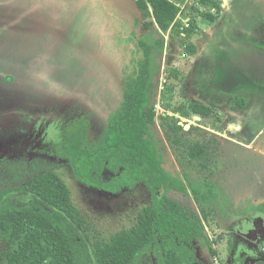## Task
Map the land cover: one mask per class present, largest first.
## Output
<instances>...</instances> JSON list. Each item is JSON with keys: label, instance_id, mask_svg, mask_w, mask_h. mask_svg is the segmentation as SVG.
I'll list each match as a JSON object with an SVG mask.
<instances>
[{"label": "rangeland", "instance_id": "374dc122", "mask_svg": "<svg viewBox=\"0 0 264 264\" xmlns=\"http://www.w3.org/2000/svg\"><path fill=\"white\" fill-rule=\"evenodd\" d=\"M225 11L215 21L212 43L221 33L238 35L222 31ZM178 22L179 32L164 34L168 45L158 56L154 129L163 142L167 170H185L194 180L207 177L222 187L232 205L227 217L208 205L205 230L216 250L215 264H240L238 256L264 248V212L248 209L264 202V124L253 121L252 109H242L246 96L238 93L237 104L234 97L221 98L215 91V71L208 65L213 32L197 21L198 30L186 36ZM155 30L159 32L150 10L144 14L136 0H0V194L7 191L0 206L28 205L31 199L18 186L37 172L53 169L69 187L91 242L107 241L135 224L137 213L151 201L145 186L137 183L116 193L85 186L75 179L69 162L52 153V141L72 111L90 115L92 137L103 129L120 94L121 57L109 53L125 40L123 34L144 37ZM252 30L256 32L248 38L264 44V19ZM188 42L195 45V54L185 53ZM203 48L208 59L199 66ZM194 99L211 106V114L200 120L197 114L181 116L177 108ZM160 114L174 116L183 126L177 131L179 145L172 144L174 135H164ZM196 145H203L205 152L191 158L187 151ZM110 175L105 171V178ZM168 195L199 213L190 194ZM6 248L7 235L0 230V264H6ZM203 251H197L201 260L207 258ZM141 264L157 260L147 256Z\"/></svg>", "mask_w": 264, "mask_h": 264}, {"label": "trees", "instance_id": "16d2710c", "mask_svg": "<svg viewBox=\"0 0 264 264\" xmlns=\"http://www.w3.org/2000/svg\"><path fill=\"white\" fill-rule=\"evenodd\" d=\"M220 2L200 0L199 6H192L196 15L191 16L188 27L182 28L185 32L180 33L186 36L195 33L197 21L214 23L221 10ZM136 3L144 14L150 10L159 32L155 30L134 40L138 59L124 68L119 104L93 137L87 112L64 121L54 135L52 153L66 159L75 179L85 186L116 193L141 183L149 191L151 201L137 213L132 227L115 232L107 241L91 242L84 218L73 204L64 180L53 169L37 172L18 186L31 199L28 205L0 206V230L7 235L6 264H141L147 256L155 257L157 264H196L201 263L198 249L216 255L204 225L207 206L227 217L232 204L215 181L207 177L194 180L185 170L182 174L167 170L163 142L154 129L152 99L159 70L157 59L167 42L164 34L179 32L178 21L183 26L177 18L179 6L171 0H136ZM202 5L208 11L197 8ZM184 48L189 54L197 52L192 42ZM226 62L222 64L226 66ZM258 84L250 86L261 85ZM237 95L234 94V99L238 104ZM177 109L181 116H209L212 112L211 106L199 101ZM159 117L164 135H174L171 142L179 145L177 131L183 126L174 116ZM204 152L203 145L187 151L191 158ZM105 171L111 174L109 178L104 177ZM170 191L190 194L199 213L169 197ZM6 194L7 191L0 194V202ZM248 209L264 212V202Z\"/></svg>", "mask_w": 264, "mask_h": 264}, {"label": "flooded vegetation", "instance_id": "af4514ba", "mask_svg": "<svg viewBox=\"0 0 264 264\" xmlns=\"http://www.w3.org/2000/svg\"><path fill=\"white\" fill-rule=\"evenodd\" d=\"M242 1H244L242 4H240L241 2L235 4L233 3V5L230 6L228 11L229 13L233 14V16L231 19H226L228 25L222 28V31L226 30L231 33H236L238 35L223 37L225 33H221V38L219 37L220 40L215 42L213 41L212 43V39L215 38V36L217 35L216 29L210 40V45L214 47H212V50H208L213 54L212 61H209L208 65H211L209 69L211 68L212 71L213 69L215 71L213 86H216L215 91L218 92V96L221 98L227 95L234 97V94L237 95L238 93L243 94L244 97L246 96L245 106H243L242 109H244L245 107L246 110H248L249 108L252 109V112L254 113V115H256L254 116L253 121L257 122L260 126H262L264 124V44L250 40L248 36L256 32V30L253 31L252 29L256 28L258 24H260L261 19H264V0ZM234 2H236V0H234ZM122 38L125 40H122L121 43L117 46V48L113 49L109 53V57H111V55H117L118 57H121L119 59L121 74L119 80V100L121 98L122 93V80L125 75L124 68L126 66L131 67L135 64L136 60L138 59V51L134 45V40L140 37L134 34L133 32H130L127 35L123 34ZM168 49L171 50V48ZM220 49L224 50L223 54L221 53ZM214 50L216 53L214 52ZM204 52H206V48H203L202 52L200 53L201 57L198 60V64L200 63L199 66H201L202 63L203 65L207 63L206 60L208 58L205 57L206 55H202V53L204 54ZM120 54H122L123 58ZM224 60L227 61L226 66L222 64V61ZM157 61L159 62L158 59ZM215 66L217 67L216 69ZM206 80H209V76L208 78H206ZM251 83H259L261 85L258 84L259 86L254 87L250 86ZM200 90L201 92L208 93L207 90L203 89V87H201ZM209 95L210 97L208 98L212 101L211 96L213 95ZM251 97L254 99H252ZM119 100L116 106L119 104ZM194 101L199 100L194 99ZM250 104H252L251 107L249 106ZM112 110H110V112ZM84 113L86 112L72 111L71 116L67 117L66 121L70 120L76 115H81ZM107 117L108 115L106 116V118H104V125ZM64 121L62 122L63 124ZM63 124L60 129L64 126ZM262 238H264V236ZM251 239L252 237L245 241L251 242ZM254 251L255 254L253 255L248 256L247 253H245L238 256V262L240 264H258L260 262L261 264H264V248H258ZM203 253L206 254L205 256H207V258H203L202 262V260L200 259L201 257L198 256L201 264L216 263V258L214 256H211L206 250H204L202 254ZM241 258L243 259L241 260Z\"/></svg>", "mask_w": 264, "mask_h": 264}, {"label": "crops", "instance_id": "0c3cea01", "mask_svg": "<svg viewBox=\"0 0 264 264\" xmlns=\"http://www.w3.org/2000/svg\"><path fill=\"white\" fill-rule=\"evenodd\" d=\"M171 1H173V2H184L185 0H171ZM221 1V0H220ZM241 2V3H240ZM244 1H242V0H236V2H234V0H226V1H221L220 2V4H221V10L220 11H222L223 9H225L226 11H225V17H226V19L227 18H229V19H231L232 18V16H233V14H231V13H229V11H228V9L230 8V6H232L233 5V3L235 4V3H240V4H242ZM192 8L193 7H185L183 10H182V13H184V16H182L183 18H185V19H189V22H190V18H191V16H193L194 15V13H193V11H192ZM199 10H203V11H208V9L209 8H207L205 5H202V6H200V7H197ZM210 11H211V13H215V10L214 9H210ZM232 12V11H231ZM241 13V12H240ZM218 16H220V12L218 13ZM235 17V16H234ZM180 19V18H179ZM181 20V19H180ZM201 22V21H200ZM202 23H204V22H202ZM216 22H214V23H212V24H210V25H207L206 23H204V24H206V32H209V30H210V32H215V27H214V24H215ZM224 24H223V26H221V27H224V26H227L228 24H227V22H226V20H225V22H223ZM222 25V24H221ZM212 29H214L213 31H212ZM198 30V29H197ZM205 31V30H204ZM169 33V32H168ZM213 33H211V34H213ZM194 34V33H193ZM211 34H209V35H211ZM168 41V40H167ZM167 43V45H168V42H166ZM193 43V42H192ZM166 45V46H167ZM167 49V48H166ZM185 53H188V52H186L185 51ZM192 55V54H191ZM201 117V116H200ZM264 236V235H263ZM263 236H261L260 238H262ZM214 247V246H213ZM216 263H217V260H216Z\"/></svg>", "mask_w": 264, "mask_h": 264}, {"label": "built area", "instance_id": "2783aa9c", "mask_svg": "<svg viewBox=\"0 0 264 264\" xmlns=\"http://www.w3.org/2000/svg\"><path fill=\"white\" fill-rule=\"evenodd\" d=\"M200 0H185L184 2H175L177 6H179V12L177 14V18H180L183 26L182 27H188L189 26V19H185L181 16L182 10L185 7H192V6H199Z\"/></svg>", "mask_w": 264, "mask_h": 264}, {"label": "water", "instance_id": "95a60500", "mask_svg": "<svg viewBox=\"0 0 264 264\" xmlns=\"http://www.w3.org/2000/svg\"><path fill=\"white\" fill-rule=\"evenodd\" d=\"M221 1H223V2H224V1H226V0H221ZM154 80H156V77H155V79H154ZM196 117H197V119H199V120L201 119V117H200L199 115H197ZM185 127H186V126H185Z\"/></svg>", "mask_w": 264, "mask_h": 264}]
</instances>
